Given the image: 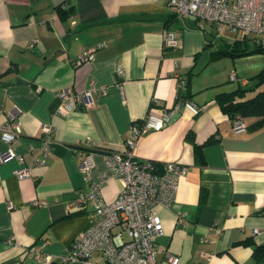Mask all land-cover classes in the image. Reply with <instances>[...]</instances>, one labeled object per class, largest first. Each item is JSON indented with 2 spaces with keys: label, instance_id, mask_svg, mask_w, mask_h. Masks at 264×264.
I'll return each instance as SVG.
<instances>
[{
  "label": "crops",
  "instance_id": "1",
  "mask_svg": "<svg viewBox=\"0 0 264 264\" xmlns=\"http://www.w3.org/2000/svg\"><path fill=\"white\" fill-rule=\"evenodd\" d=\"M170 14L167 0H0V133L7 123L18 125L9 147L21 157L2 160L8 145L0 139V264H41L46 255L50 264H108L99 253L62 261L92 225L89 207L70 209L77 193L98 185L111 202L121 189L105 152L87 154L81 143L123 150L133 128L162 113L168 121L142 134L132 150L138 159L184 167L174 201L155 206L163 228L158 264L252 263L254 245H264V125L235 133L215 97L255 83L248 79L264 69V59L248 72L240 62L264 53L208 62L219 48L237 47L243 34L216 42L214 23L202 30L166 22ZM165 29L175 32L177 47L164 46ZM87 50L92 59L76 66ZM91 87L104 94L61 111L58 92L77 97ZM43 125L51 129L46 150ZM85 155L93 163L88 173ZM19 167L30 174L18 178ZM112 232L115 243L128 239L120 226Z\"/></svg>",
  "mask_w": 264,
  "mask_h": 264
},
{
  "label": "built area",
  "instance_id": "2",
  "mask_svg": "<svg viewBox=\"0 0 264 264\" xmlns=\"http://www.w3.org/2000/svg\"><path fill=\"white\" fill-rule=\"evenodd\" d=\"M167 7L179 20H204L220 26V31L227 28L232 34L241 32L243 35L256 38L264 47V0H167ZM165 47L175 48L179 39L172 30L165 29L162 34ZM93 57L92 51L87 50L76 60L78 66ZM230 78L237 79L234 74ZM245 85L246 80L238 79ZM104 90L91 87L74 97L67 89L58 92L62 102L61 111L73 109L75 102L85 107L90 100ZM168 114L161 116L148 115L141 127L131 130L123 150L105 153L106 163L111 173L119 180L121 189L115 200L106 202L102 199L98 185L90 190L80 191L71 202L70 209L80 210L90 208L92 225L86 231L79 233L68 248L66 255L62 256L63 263L79 260L86 262L94 253L101 254L108 264H158L156 259V238L163 233L161 219L155 206L169 207L174 201L178 180L184 173V167L176 162H166L158 165L156 162L138 159L132 154L137 139L150 130L162 128L168 121ZM14 118L10 114V119ZM13 123V122H12ZM7 123L1 128L0 139L8 145L1 153L2 160L21 157L16 155L9 144L20 133L17 124ZM231 128L235 133L246 129L243 119L237 115L231 119ZM46 146H49L51 129L42 126ZM81 146L88 149L89 154L96 145L91 141H84ZM43 162V161H41ZM93 163L90 155H85L82 169L87 173ZM158 169V170H157ZM18 178L30 174L27 167L15 170ZM120 226L128 239L115 243L113 229ZM253 233H257L254 230ZM120 236V233L117 234ZM35 252V251H32ZM170 260H174L168 255ZM41 264H50L49 255L40 259Z\"/></svg>",
  "mask_w": 264,
  "mask_h": 264
},
{
  "label": "trees",
  "instance_id": "3",
  "mask_svg": "<svg viewBox=\"0 0 264 264\" xmlns=\"http://www.w3.org/2000/svg\"><path fill=\"white\" fill-rule=\"evenodd\" d=\"M61 9V8H60ZM61 10H69V9H61ZM177 18L172 13L166 18V22L174 21ZM186 25L193 28L202 29L205 23H208L204 20L194 19L192 21H185ZM210 24V23H209ZM203 30V29H202ZM242 40L237 43V47L227 45L219 48L217 51L211 53L208 62L219 59L225 55L231 56H239L248 54L251 52H262L264 53V47H262L257 41L256 38H252L250 36L243 35ZM249 40L251 41L252 48L249 49ZM244 43V44H243ZM255 80V83L251 86L241 87L239 86L236 90L231 92H223L216 95L215 100L220 106V108L224 111V113L229 118H234L239 115L244 123L246 118H252V122L249 125H246L248 129H256L257 127L264 125V87L258 89L262 84H264V69H262L255 76L250 77L249 80ZM247 84V83H246ZM249 92H254L253 95L247 97L246 94ZM209 142V141H207ZM93 152H105L109 153L111 150L109 149H101L100 147H95ZM194 152L196 156V160L201 162V154L198 146H194ZM160 164H157L156 167L159 168ZM157 169V170H158ZM205 194L203 191L200 194V203L204 200ZM251 264H264V245L258 246L254 245L253 247V260Z\"/></svg>",
  "mask_w": 264,
  "mask_h": 264
},
{
  "label": "rangeland",
  "instance_id": "4",
  "mask_svg": "<svg viewBox=\"0 0 264 264\" xmlns=\"http://www.w3.org/2000/svg\"><path fill=\"white\" fill-rule=\"evenodd\" d=\"M212 27H213V30H214V33L215 35L217 36L216 38V42H223V41H232L233 40V36H232V33L228 31L227 28H223L221 31H220V26L217 25V24H212ZM234 35V34H233ZM239 37L242 36V33L239 32L238 35ZM264 59V55L262 56H253L252 58H249L247 61L245 62H240L241 63V68H244V71L245 72H248V68H247V65H253V64H257L258 62H260V59ZM262 61V60H261ZM264 64V63H262ZM264 66V65H262ZM259 70V69H258ZM239 78H245V77H240ZM251 81H253L251 79ZM254 83L252 82L251 85H253Z\"/></svg>",
  "mask_w": 264,
  "mask_h": 264
}]
</instances>
